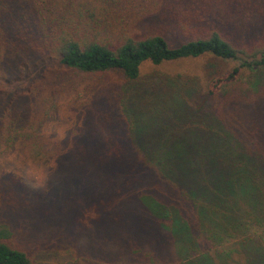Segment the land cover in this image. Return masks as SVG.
Instances as JSON below:
<instances>
[{"label": "trees", "instance_id": "1", "mask_svg": "<svg viewBox=\"0 0 264 264\" xmlns=\"http://www.w3.org/2000/svg\"><path fill=\"white\" fill-rule=\"evenodd\" d=\"M238 1L229 22L205 8L182 9L175 17L177 45L162 35L137 38L117 30L108 1L93 8L65 2L58 16L39 24L16 16L11 1L0 8V47L8 46L0 57V155L17 152L48 165L55 152V164H69L58 184L33 201L56 204L85 191L82 231L68 233L89 238L95 254L90 264H264V239L254 235L255 229L264 231V0ZM28 34L32 45L25 47L19 42ZM41 55L58 61L61 71L42 67ZM206 57L234 63L237 79L217 94L196 75L158 81L159 91L149 89L151 95L165 94V84L172 83L185 85L184 98L174 100L175 119L162 135L139 139V152L123 148L117 157H101L104 146L96 148L97 143L109 138L99 141L85 132L89 126L93 132L97 123L84 122L78 136L58 150L42 139V121L51 116L58 121L56 97L67 81L62 72H119L134 81L145 64ZM24 58L26 65L40 68L26 90L40 94L36 102L29 103L17 88ZM8 85L15 87L13 94L4 90ZM160 103L170 100L161 96ZM30 104L41 108L39 122L29 120ZM168 131L173 133L164 138ZM112 141L110 148L117 151L122 140ZM18 177L17 170L8 185ZM8 225L0 219V264H37L7 238Z\"/></svg>", "mask_w": 264, "mask_h": 264}, {"label": "rangeland", "instance_id": "2", "mask_svg": "<svg viewBox=\"0 0 264 264\" xmlns=\"http://www.w3.org/2000/svg\"><path fill=\"white\" fill-rule=\"evenodd\" d=\"M10 1L16 16L27 17L30 22L33 19L35 23L38 22L37 20L41 22L48 16L50 18L58 16L57 11L61 12L60 9L66 4L65 2L85 3L89 8H93L101 4L103 6L108 1L107 4L114 8L112 12H114L113 18L118 21L117 30L123 29L137 38L162 35L172 45L181 42L177 39L179 36L174 29L176 28L175 17L181 15L182 9L190 8L196 11L205 8L204 10H209L215 15V19L229 22L232 15H236L235 11L239 3L238 0H0V8H4ZM46 6L47 8L55 7L58 10L46 9L44 12ZM247 21L250 22V19ZM38 27L36 25L39 31ZM243 35L240 32L238 39L243 38ZM19 43H23L25 47L31 46L32 38L28 34L25 41L21 40ZM7 47V45L0 47L1 58L5 56L3 54ZM22 50L19 54H22ZM40 57H42V67L48 71L58 73L61 71L58 61L48 60L46 55ZM21 61L25 63L20 70L23 82L20 84L21 87L18 85L17 88L26 96L27 86L30 82L34 83L35 76H39L40 68L35 69L28 63L26 65L27 58ZM233 67L234 63L223 62L212 57L164 63L160 66L145 64L141 76L134 81L126 79L119 72L98 75L62 72V76L67 81L64 83L62 77L64 91L56 97L59 107L54 116L58 121L52 119V116L42 121V139H45L47 144H57L58 150L62 142H69L70 138L78 136L84 122H88L89 125L97 123V126L92 129L93 132L89 131L90 126L85 132L99 141L103 136L109 138L108 143H97L96 148L104 146V151L99 154L101 157L105 159L117 157L125 153L124 149L127 152H139L141 137H158L168 129V123L174 121L175 109L178 107L174 100L180 95H182L181 99L184 98L182 86L185 85L167 83L164 87L165 94L160 89L162 92H159L158 97L151 95L148 92L149 89L158 90L157 87L160 86L157 85L158 81H163L167 77L196 75L202 84L206 83L211 92L217 94L223 86L237 79V75H232ZM252 74L250 71L247 73L250 77ZM14 88L8 85L4 90L13 94ZM47 95L49 93H44L43 97ZM36 96L40 97L37 91L27 93L28 102H36ZM161 96L169 99L170 103H160ZM8 102L9 99L4 104ZM30 110L29 120L32 123L39 122L41 108L38 104H30ZM8 112L7 115L10 114ZM171 112L172 118L169 119ZM37 116L39 117L36 118ZM169 133L173 132L168 131L163 137L166 138ZM116 138L122 140V145L114 151L110 147L112 140ZM57 157V153L54 152L48 165H45L42 161L29 160L17 152L0 155V219L3 223L9 224L12 234H6V236L11 238L13 246L27 252L37 264H90L95 254L90 251L89 238L85 239V234L68 233L72 228L78 232L82 231L80 225L83 220L80 219L79 208L81 207L82 210L87 203L84 198L85 191L80 189L82 192L79 190V193L73 195L71 199H63L56 204L47 200L42 203L33 201L34 197L46 192L51 185L58 184L61 175L70 170L68 163L55 164ZM24 159L28 160L24 161ZM15 169L18 170L19 177L14 182L12 179L10 187L8 181L11 175L17 172ZM71 177L73 175L66 181ZM14 188H17L15 192H13ZM52 195L56 197V193ZM137 211L139 214V209L135 212ZM254 233L255 237L264 239V231L255 229Z\"/></svg>", "mask_w": 264, "mask_h": 264}]
</instances>
